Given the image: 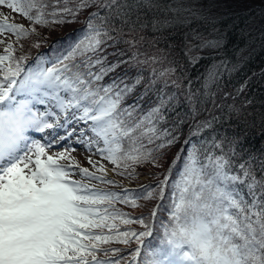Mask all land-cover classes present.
Wrapping results in <instances>:
<instances>
[{"label":"snow or ice","instance_id":"obj_1","mask_svg":"<svg viewBox=\"0 0 264 264\" xmlns=\"http://www.w3.org/2000/svg\"><path fill=\"white\" fill-rule=\"evenodd\" d=\"M60 4L64 6L57 7ZM0 6L41 27L75 22L80 12L98 9L89 16L84 35L69 37L67 46L54 49L51 56L41 55L28 65L26 56H15L13 43H7L0 55V264H123L125 258L118 255L122 250L105 245H128L133 238L140 247L131 253V264H264V176L258 179L250 162L240 163L236 173L224 155H207L191 144L186 159L181 163L177 158L181 167L175 179L170 170L138 196L84 182L116 183L91 156L89 164L96 172L81 167L71 156L79 150L76 144L109 161L118 175L127 172L136 178L137 166L147 162L159 166L162 150L177 142L171 129L159 127L166 122L164 110L174 95H158L159 103L143 113L139 101L124 106L142 75L123 87L125 77L101 83L122 63L106 64L101 52L109 40L115 41L114 19L128 23L131 5L80 0L72 8L68 0H53L51 5L44 0H0ZM33 34L38 35L35 27L29 31L8 17L0 19V36L13 35L18 41ZM221 46L220 38H212L201 40L196 50ZM153 61L159 62L155 57ZM165 74L153 73L152 83ZM150 91L146 88L142 96ZM55 145H59L55 155L49 154ZM259 165L264 170V160ZM77 174L80 180L72 178ZM240 186L247 188L250 200ZM166 191L167 206L158 204L151 217L166 210L169 219L160 220L156 246L145 245L144 239L154 235V224L133 219L112 205L163 201ZM132 223L145 231L121 230L120 224Z\"/></svg>","mask_w":264,"mask_h":264},{"label":"trees","instance_id":"obj_2","mask_svg":"<svg viewBox=\"0 0 264 264\" xmlns=\"http://www.w3.org/2000/svg\"><path fill=\"white\" fill-rule=\"evenodd\" d=\"M120 2L131 5L128 23L114 19V28L118 30L112 32L115 41L109 40L101 55L107 57L108 65L122 63L105 76V81L119 82V78L130 73L129 78L120 84L123 87L124 83L131 84L137 75L145 77L124 101V106L139 101L138 108L143 113L159 103L158 95H174L164 110L166 122L159 127L161 130L171 129L177 142L162 150L163 162L147 172L154 175V183H147L144 187L160 183L170 170L175 179L191 144L197 145L204 154L224 155L231 160L233 172L239 173L238 165L247 161L252 164L258 179L264 176L259 165V161L264 160V0ZM90 11L88 16L98 9L93 7ZM70 27H76L70 33L72 39L86 28L81 24ZM193 36H199L200 40L193 39ZM212 38H220L222 46L196 50L201 40ZM52 39L51 36L36 43H50ZM28 48H20L15 56H24ZM36 50L31 51V55ZM146 50L157 57V64L141 59L140 52ZM133 53L137 54L135 59H132ZM41 54L44 55L45 51ZM190 59L193 62L190 63ZM169 68L175 71L167 72ZM161 69L167 73L163 76L172 82L157 76L152 83L153 73H159ZM210 73L215 74L214 80L209 79ZM146 88L151 91L142 96ZM206 122L210 123L209 127H204ZM213 143L220 147H212ZM147 147L155 145L148 144ZM178 157L181 163H177ZM144 187L128 194L138 196ZM239 191L251 199L246 187L240 186ZM142 202L147 204V200L141 199L139 203ZM158 204L167 206V191L163 201L155 199L152 202L148 224H154V235L144 239L145 245L156 246L161 234L160 220L169 219L164 210L158 211L153 220L151 213Z\"/></svg>","mask_w":264,"mask_h":264},{"label":"rangeland","instance_id":"obj_3","mask_svg":"<svg viewBox=\"0 0 264 264\" xmlns=\"http://www.w3.org/2000/svg\"><path fill=\"white\" fill-rule=\"evenodd\" d=\"M38 2H40V0H37V3ZM44 2L50 5L51 3H53V0H44ZM68 2H69L70 7L75 8L79 4L80 0H68ZM63 6H57V7H63ZM91 9L92 8H88L87 10L80 12V14L75 18V22H69L66 24H53L50 27H41L40 25H33L32 22H30L27 18L23 17L22 15H20L18 13H14L11 10L7 9L6 7L0 6V19H2L4 17H8L10 22H15V23L25 27L29 31H31L32 28L35 27L36 32L38 33V35L33 34L30 38L20 39L18 41L15 39V37L13 35L0 36V40L5 41V43H0V55L5 54L4 49H5L7 43H13L14 47L16 48V52L24 46L29 47L28 48L29 50L27 51L28 53L24 54V56H26V57L32 56L31 51L36 50V49L40 48L41 46H43V47L40 48L39 50L34 51L35 54L40 56V55H42L41 52L45 51L44 55L51 56L53 54L54 49H60L62 47L67 46V44L69 43L68 38L70 36V33L72 31H74L76 28V27L71 28L70 27L71 25H73V24H75V25L81 24L84 26L87 25V21L89 19L88 13L92 12V11H90ZM45 11H50V10L45 9ZM33 14H35V10H34ZM69 19L71 20V18H69ZM82 31L83 32L81 34H78L76 36V38L84 35V30H82ZM51 36L53 39H52V42H50V43H47L46 41L40 43L39 45L36 43L39 39L45 40V39H47V37H51ZM75 39H73V40H75ZM36 45H38V46H36ZM140 57L144 61H147V60L150 61L151 64H157V62L153 61V57H155V56L149 50L140 52ZM155 58H157V57H155ZM143 60H139V61H143ZM28 65H31V64H28ZM157 66H159V65H157ZM95 70H93V71H95ZM161 72H162V69H161ZM127 75H125L126 76L125 78L128 79L130 73ZM162 78L167 79V80L172 82V79L166 78V76H162ZM144 79H145V77H143V80ZM105 80H106V77H104V79L101 83L108 84L109 82H107ZM173 81H174V78H173ZM174 82L176 84H178L177 81H174ZM128 105H132V104H128ZM155 106L156 105H152L151 108L155 107ZM38 137L39 138H37V139H41L40 134L38 135ZM71 142L75 143L74 141H71ZM75 146L79 150L71 152V156L78 162V164L81 167H85V168H88L89 171L96 172V169L91 164H89V156H91L92 161H94L97 165L103 166L104 168L107 169V179H110V180H113L116 182L114 185H110L108 183H101L98 181H87V180L84 181L86 183H90L91 185H93L97 189L101 190L102 188H105L110 192L114 191L118 194L123 195L126 191L129 193L131 191H136L138 189H141L142 187L147 185V183H154V178H155L154 175H151L150 173H147V172H149V169L150 170L156 169V167H158V166L154 165L151 162H147V163H144L142 165L137 166L135 168L136 178H130L128 176L127 172H125L124 175H118L117 174L118 170L115 169V166L113 164H111L109 161L101 158L99 155H92V154L88 153L83 148H81V146L79 144H76ZM125 146H127V145H125ZM58 148H59V145H55L53 147V149L50 150L49 154L55 155L56 150ZM162 162H163V159L161 158L158 165L160 166V163H162ZM61 163L68 164L69 161H61ZM97 174H99V173H97ZM72 178L76 179V180L81 179L80 175H78V174L73 176ZM155 185H157V184H153L152 187H154ZM154 200H147V204H145L143 202L139 203L141 201V199H138L137 200L138 206H129V205H126L125 203L117 201V202H114L112 207H114L118 211H121V212L127 214V216H129L133 219L143 218L145 220V223L148 224L149 219H150V212L153 208V206L151 208V205H152V202ZM117 223H119V221H117ZM120 228H121V230H124L127 228V229H131L133 231H136V232L145 231V228L138 223H132L129 225L120 224ZM105 247H112V248L121 249L122 251L120 253H118V255L120 257L125 258L123 260V264H131V260H132L131 253L135 249L140 247V245H138L135 242V238H133V240L128 245H125L123 243H113L111 245H105Z\"/></svg>","mask_w":264,"mask_h":264}]
</instances>
